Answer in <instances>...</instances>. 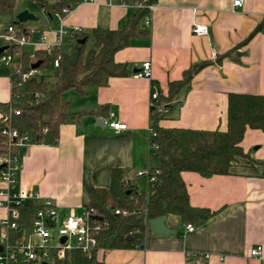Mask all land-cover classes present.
Wrapping results in <instances>:
<instances>
[{"label": "crops", "instance_id": "0c3cea01", "mask_svg": "<svg viewBox=\"0 0 264 264\" xmlns=\"http://www.w3.org/2000/svg\"><path fill=\"white\" fill-rule=\"evenodd\" d=\"M139 1L84 0L62 16V23L85 32L121 28L135 14ZM152 4L142 21L149 35L133 37L115 53L117 62L128 65L129 74L112 76L107 85L91 88L85 95L70 88L75 90L70 99L68 89V110L85 114L80 121L61 126L56 145L19 144L20 185L38 190L41 200L52 199L60 222L70 213L86 218L91 187H109L115 167L128 169L129 184L148 191L147 180L138 171L159 166L148 140L151 94L155 89L168 94L170 82L183 78L193 63L212 61L172 101L171 112L161 120L165 127L225 130L230 92L264 95V0H244L240 8H234L233 0H154ZM49 17L56 24L33 33L54 41L60 19ZM196 23L206 24L208 32L196 34ZM90 39L93 46L94 38ZM70 47L61 45L64 52ZM235 47L231 55L217 59ZM41 49L28 44L23 50ZM19 60L16 55L10 64H0L1 103L13 99ZM146 61L152 64L150 78L137 75ZM51 68L59 71L50 64L39 69L38 76L47 80ZM99 117L104 126L97 124ZM112 121L125 122L127 128L116 129ZM242 146L248 156L237 159L229 174L182 173L191 204L216 210L211 218L188 230L180 216L167 215L166 223L176 233L159 236L146 215L141 246L100 249L98 258L107 264H264V131L248 128ZM6 211L0 208V217ZM258 245L263 247L262 255H251Z\"/></svg>", "mask_w": 264, "mask_h": 264}, {"label": "trees", "instance_id": "16d2710c", "mask_svg": "<svg viewBox=\"0 0 264 264\" xmlns=\"http://www.w3.org/2000/svg\"><path fill=\"white\" fill-rule=\"evenodd\" d=\"M19 0H0V17H10L11 23L26 29V24L16 19ZM36 3L45 14L55 17V13L66 16L75 6L84 0H24ZM129 3L131 0H122ZM149 4L154 0H148ZM147 7L138 8L135 14L121 28H94L90 32L75 31L68 28L65 44L70 50L61 52V64L54 84L35 75L27 81L14 77L13 99L8 103L0 102L3 117L0 120V158L17 156L19 141L28 137L29 143L56 145L59 142L60 128L68 122L80 121L85 114L71 113L65 94L75 88L79 95L88 94L91 88L105 86L112 76H123L130 72L126 63L115 60V53L129 45L137 36H148L149 30L142 26L148 15ZM258 30L255 29L250 37ZM94 45H87L89 37ZM84 40V41H83ZM238 47L217 56L221 61L231 55ZM13 53L16 47L10 46ZM79 51L76 64L70 59ZM54 53L37 50L32 56L23 53L21 59L25 69L41 61L39 69L50 66ZM211 60L193 63L180 80L170 82L169 93L158 91L153 100L152 127L156 134L153 139L158 144L154 150L159 159L161 170L159 181L151 184L147 201V215L150 218L162 215H178L185 223L199 225L211 218L216 210L197 207L191 204L187 183L183 179L184 171H195L203 176L229 174L234 163L240 157H247L242 140L248 128L264 131V95L244 92H230L228 95L227 128L192 129L184 127H165L161 124L171 112L172 101L181 90L188 86L193 77ZM48 64V65H45ZM102 109V108H101ZM95 110L99 113L101 110ZM20 111V113H16ZM92 113V112H89ZM10 126L19 131V135L9 138L2 132ZM109 187L92 186L89 195L90 211L88 222L93 228L98 244L89 256L80 248L68 250L64 259L55 258L50 264H107L99 259L97 253L106 248H132L141 246L146 230V191L140 192L128 182V169L115 167L111 173ZM42 207L38 201H32L21 208L26 224H30L37 210ZM120 209L117 213L116 210ZM126 212H123V211Z\"/></svg>", "mask_w": 264, "mask_h": 264}, {"label": "built area", "instance_id": "2783aa9c", "mask_svg": "<svg viewBox=\"0 0 264 264\" xmlns=\"http://www.w3.org/2000/svg\"><path fill=\"white\" fill-rule=\"evenodd\" d=\"M148 0H140L137 2L139 8H153V4H149ZM244 4V0H233L234 8H240ZM55 15L60 19L58 34L54 41H49L46 34L34 36L30 30L19 28L16 25L0 23V46L8 45L9 47L0 53V64H10L19 55V68L16 76L21 81H27L31 77L38 75L39 68L25 69L21 56L24 53V47L32 45L35 49L43 48L50 53H54L51 64L59 69L61 64V52H54L56 48H61L65 38L68 35V27L62 23V16L59 13ZM147 22H149L147 18ZM75 31H81V28H72ZM193 31L197 34H205L208 32L206 24H195ZM15 46L16 51L13 53L10 46ZM34 56L35 52L30 53ZM146 61L143 68L137 72V75L149 77L152 72V64ZM158 96V90H153L151 94V105L153 100ZM16 113H20L17 110ZM111 126L116 129L127 128V123L121 121H112ZM4 134L9 138L19 135V131L10 126L2 129ZM156 132L152 125L149 128V147L155 150L158 147L154 136ZM28 137L23 136L19 144L27 143ZM6 164L0 169V181L5 186L0 187V208H4L6 214L0 217V264H42L47 261L49 264L55 259H64L68 250L80 248L89 256L92 255L94 247L98 244L93 228H91L88 217H78L74 213L62 221H59V214L56 204L52 199L46 198L41 200L38 190L33 188H25L20 185L18 171L21 167L18 156H8L0 158V165ZM159 168L147 167L145 170H139L138 175L145 176L148 185L146 192L145 210L147 215V201L151 184L159 181ZM38 201L42 207L37 210L30 224H26V218L22 214L21 208L27 203ZM117 213L120 209L116 210ZM123 212H126L125 210ZM188 230H194L192 223L186 225ZM263 247L258 245L251 249V255L261 256Z\"/></svg>", "mask_w": 264, "mask_h": 264}, {"label": "rangeland", "instance_id": "374dc122", "mask_svg": "<svg viewBox=\"0 0 264 264\" xmlns=\"http://www.w3.org/2000/svg\"><path fill=\"white\" fill-rule=\"evenodd\" d=\"M17 8L19 11L24 8H29L31 11L35 12V14L38 16L37 19H31L27 21L26 24V29L31 30L32 32L34 31H40L44 32L45 29H49L51 23L56 24V21H52L48 15H46L41 8L34 2H25L24 0H19L17 4ZM2 24H10L11 23V18L10 17H1L0 18ZM54 22V23H53ZM92 39H90L87 43L88 47L92 46ZM48 65V64H45ZM59 71H56V69L51 68L49 71L46 72V78L47 80L51 83L54 84L57 76H58ZM75 91L74 89H70L68 93L66 94L67 99L71 98V95Z\"/></svg>", "mask_w": 264, "mask_h": 264}, {"label": "water", "instance_id": "95a60500", "mask_svg": "<svg viewBox=\"0 0 264 264\" xmlns=\"http://www.w3.org/2000/svg\"><path fill=\"white\" fill-rule=\"evenodd\" d=\"M37 18L38 16L35 14V12L31 11L29 8H24L18 13H16V19L21 23H26L27 21L31 19H37ZM38 34L39 32H35L34 36H38ZM8 47H9L8 45L0 46V53L5 51ZM241 54L242 52L240 51L237 52L238 56ZM78 57H79V51L76 52V54L70 59V63L72 65L76 64L78 61ZM40 64H41V61H37L34 64H32V67L37 68ZM104 123L105 122L101 117L97 118V124L104 126ZM5 165L6 164H1L0 169H2ZM166 221H167V215H162V216H158V217H154L150 219V225L152 229L159 236H163L164 234L169 235V234L176 233L175 230H173L167 225ZM42 264H49V263L47 261H44Z\"/></svg>", "mask_w": 264, "mask_h": 264}]
</instances>
